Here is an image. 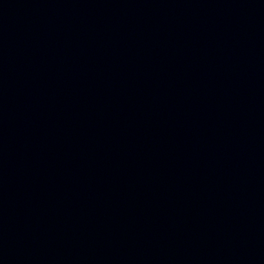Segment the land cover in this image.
<instances>
[{
    "label": "water",
    "instance_id": "95a60500",
    "mask_svg": "<svg viewBox=\"0 0 264 264\" xmlns=\"http://www.w3.org/2000/svg\"><path fill=\"white\" fill-rule=\"evenodd\" d=\"M0 264H264V0H0Z\"/></svg>",
    "mask_w": 264,
    "mask_h": 264
}]
</instances>
